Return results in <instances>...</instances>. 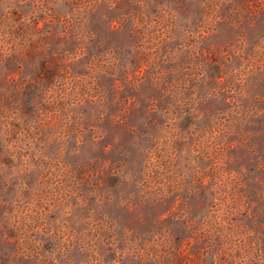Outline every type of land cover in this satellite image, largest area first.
<instances>
[{
    "label": "rangeland",
    "instance_id": "obj_1",
    "mask_svg": "<svg viewBox=\"0 0 264 264\" xmlns=\"http://www.w3.org/2000/svg\"><path fill=\"white\" fill-rule=\"evenodd\" d=\"M0 264H264V0H0Z\"/></svg>",
    "mask_w": 264,
    "mask_h": 264
}]
</instances>
